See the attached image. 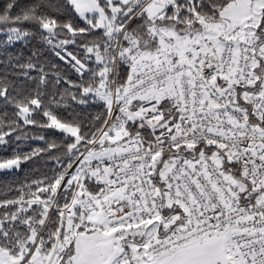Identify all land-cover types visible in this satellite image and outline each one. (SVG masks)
Segmentation results:
<instances>
[{
    "label": "snow or ice",
    "instance_id": "obj_1",
    "mask_svg": "<svg viewBox=\"0 0 264 264\" xmlns=\"http://www.w3.org/2000/svg\"><path fill=\"white\" fill-rule=\"evenodd\" d=\"M0 264H264V0H0Z\"/></svg>",
    "mask_w": 264,
    "mask_h": 264
}]
</instances>
